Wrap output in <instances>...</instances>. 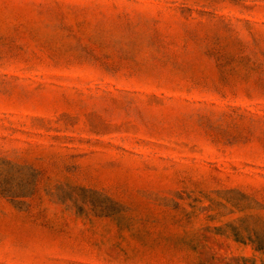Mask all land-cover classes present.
Instances as JSON below:
<instances>
[{
	"label": "rangeland",
	"instance_id": "374dc122",
	"mask_svg": "<svg viewBox=\"0 0 264 264\" xmlns=\"http://www.w3.org/2000/svg\"><path fill=\"white\" fill-rule=\"evenodd\" d=\"M0 264H264V0H0Z\"/></svg>",
	"mask_w": 264,
	"mask_h": 264
}]
</instances>
